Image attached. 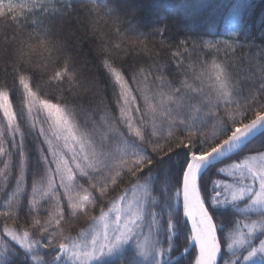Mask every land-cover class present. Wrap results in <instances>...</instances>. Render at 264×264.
Wrapping results in <instances>:
<instances>
[{"label":"snow or ice","instance_id":"snow-or-ice-1","mask_svg":"<svg viewBox=\"0 0 264 264\" xmlns=\"http://www.w3.org/2000/svg\"><path fill=\"white\" fill-rule=\"evenodd\" d=\"M140 7L0 0V264H264V19L177 0L173 46Z\"/></svg>","mask_w":264,"mask_h":264},{"label":"trees","instance_id":"trees-1","mask_svg":"<svg viewBox=\"0 0 264 264\" xmlns=\"http://www.w3.org/2000/svg\"><path fill=\"white\" fill-rule=\"evenodd\" d=\"M132 3L140 5L139 9V16L145 23H151L152 17L149 14L147 5L151 2V0H131ZM161 4H163L164 12L168 17V26H169V32L166 34L169 36L172 40L173 46L178 43L180 39L185 38V33L183 31L182 26L179 22V13L177 10V0H159ZM252 3H254V9L252 12L249 13L248 16V22L253 27L254 32L257 34V38L254 41L256 44H260V38L258 36V33L260 31L259 27V19H264V0H251ZM80 19V23H77V19ZM259 18V19H258ZM84 16H83V10L77 6L74 11H72L70 16L66 17H60L56 20V26L58 28L63 27V30L65 33L69 31H75L77 35H84ZM219 23V22H218ZM8 31L9 34L12 31L11 26L5 25V22L3 20H0V35H2L5 31ZM191 36V34H188ZM154 47L155 50L160 52V55L155 57L156 59H160L161 57H164L166 55H169L170 52L173 50V48L164 47L161 48L158 41L153 42L151 45ZM90 45L87 40H85L82 52L85 54H91L89 52ZM249 52V49L247 47L239 50L240 54H247ZM137 59H143L142 57H137L135 53L129 54L127 57H124L122 60L118 61V63H123L126 66H130L134 63ZM89 71L92 74L96 73L95 67H93L91 64H89ZM9 83H11V80H9ZM101 86L103 87V80H101ZM103 95H105L109 100H112V89L111 87H108L106 91L102 92ZM11 99L13 102L14 107L18 106L20 103V100L22 99L21 94L19 92H14L11 94ZM212 174H210L211 176ZM83 221L80 222V226H83ZM179 243V241H178Z\"/></svg>","mask_w":264,"mask_h":264}]
</instances>
